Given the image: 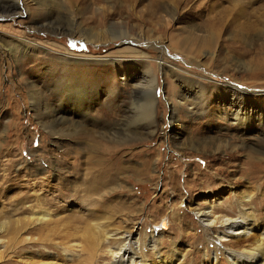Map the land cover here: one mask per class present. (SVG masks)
<instances>
[{
	"label": "rangeland",
	"instance_id": "1",
	"mask_svg": "<svg viewBox=\"0 0 264 264\" xmlns=\"http://www.w3.org/2000/svg\"><path fill=\"white\" fill-rule=\"evenodd\" d=\"M18 1L0 0V264H112L126 234L139 264L249 253L264 229V0H165L175 11L154 14L150 0ZM83 86L97 94L87 114L52 112ZM231 86L263 115L230 123L215 94ZM103 151L112 172L88 193ZM242 213L253 236L219 239L220 219Z\"/></svg>",
	"mask_w": 264,
	"mask_h": 264
},
{
	"label": "bare ground",
	"instance_id": "2",
	"mask_svg": "<svg viewBox=\"0 0 264 264\" xmlns=\"http://www.w3.org/2000/svg\"><path fill=\"white\" fill-rule=\"evenodd\" d=\"M13 2L16 3V6L18 8V6L20 5L19 1L13 0ZM39 3L40 4L36 5L38 8H43L47 5L46 4L47 2L44 3L43 1H41V2L39 1ZM167 4L168 3L165 0H150L149 4L147 5V13L148 14H154L155 10L159 9V8L163 9L165 11H168V12L175 11V8H172L171 6H168ZM53 5L54 4H52V6ZM25 9L26 8H24V10ZM20 11H21V9H20ZM14 14H16V15L22 14V11L18 12V10L16 9L15 12H13V13L10 12V14H7L6 16L11 17ZM100 18H101V16H100ZM33 24H37L39 26V28L45 26L44 24L38 23L36 21L35 22L33 21ZM113 27H112L113 33H117V29H114ZM73 31H75V30H73ZM72 33H74V32H72ZM191 35H192V33H191ZM119 36H124V35L120 34ZM239 36L242 37V35H239ZM210 38H212L211 35H210L209 39ZM209 39L206 37L202 38L201 39L202 44H209L210 45L211 41ZM18 45L19 46L21 45V47L23 48L24 51L27 50V47H28L27 43H23V42L21 43L20 42V43H18ZM19 51H18V55H19ZM13 54H14V56H16L15 51ZM80 64H81V62H80ZM145 81H147V78ZM145 81H143L142 83H139L138 88L144 89L147 85V84H144ZM30 87H32L31 89L34 90L32 96H30V100H32V101H33V99L36 101H39L40 99L42 100L43 99V97H42L43 92L40 90V88H38L36 86V82L32 81L30 84ZM148 87L151 90L152 86H148ZM94 89L95 88L91 89L89 87L83 86V87H78L76 89H73L72 91L67 90V89L64 90V92H66L68 94V98H72V97L73 98L72 99L62 98V101H60L58 103V106L53 108L52 112H54V111L57 112V111H59V108H62L65 110H70V111L74 110L77 113L80 112V114H87L88 113V111H87L88 107H90V105L92 104V101H94L97 98V94H93L92 96H90V93ZM188 91L191 92V90H188ZM249 93L250 92L247 90H242V89H239L237 87L235 88V87L231 86L230 89H227V91H218L215 94L216 95L215 97H219L220 95H222L223 97H222V100H220V101H222V102L225 101L228 104V106L230 107V109L232 110V113H230L231 116L229 118L230 123L234 122V123H239L240 125H242V124L247 125L250 122H252V120H254V118L256 119L257 115L258 116L263 115V114H261V112L259 113L260 110L253 108L254 105L258 104L259 98H257L254 95L251 96V94H249ZM144 94H145V92L142 93V95H144ZM182 94H183V96L188 95L189 97H190V95H192L193 99L197 98V99L201 100L204 98L203 97L204 92H191V93H182ZM146 95H148V94H146ZM249 96H251V99L249 98ZM148 98H151V97L149 96ZM193 99H192V101L195 103V100H193ZM244 111H246V112H244ZM220 113L224 114L225 110L223 109L222 112H220ZM241 113H243V114H241ZM47 114H48V112H47ZM227 114H229V113H225L224 116H226ZM53 119L55 121H59V120H61L62 122L67 121V119H65V117H62V116L55 117V114L53 115ZM71 123H73V121ZM80 129H81V127H80ZM85 132H86V134H90V131H85ZM132 132H134V131H132ZM133 134L132 135L129 134V136L130 137L136 136L135 134L134 135ZM99 137H103V134L99 135ZM200 143L198 142L193 146L195 148H199V146H203ZM98 154H99V155H97L98 158L94 159L96 165L98 166V169L95 170L94 173H90L91 179H89L92 183L95 182V184H93V185L89 184V186L87 188H84V190L88 193H93L95 191L97 192V190H96L97 188L105 186L106 181L104 180V176L107 175L109 172H112V171L108 170L107 166H105L106 164H105L104 151L101 152V154H100V152ZM144 174H145V172H144ZM100 189H102V188H100ZM91 195H93V194H91ZM245 200H248V199L246 198ZM210 206H212V205H210ZM197 215L200 216V219L203 220L204 224H206V225L210 224L211 225L212 221L207 220L208 217L211 216V214L209 213L208 210H197ZM206 220L208 222H205ZM220 220H221V224L224 226V229L222 231L223 236L218 237V238L219 239L221 238L223 240H228L229 236H235V235L237 237L238 236H240V237L241 236H243V237L244 236H253L256 227L259 225L258 222H256L255 217H253L252 215L244 214V213L240 214L238 217H236L234 219L223 217ZM258 233H259V237L258 238L255 237L256 239L252 245V248H250L249 253L248 252L242 253V252H238V251H231L229 249H228L229 251L227 250L225 252L229 256L230 264H264V229L259 230ZM125 236L127 237L125 239V242L124 241H121L124 243L119 242L115 251L112 252V255L115 256V258H116V260L112 264H139V262H140L138 259L139 256H137L134 253V249L132 246L133 243H135L136 239H134L133 236H129V234H126ZM121 237H122V235H120V238Z\"/></svg>",
	"mask_w": 264,
	"mask_h": 264
}]
</instances>
